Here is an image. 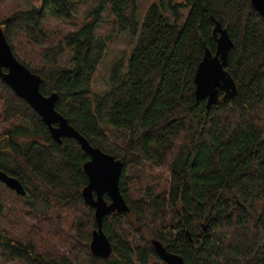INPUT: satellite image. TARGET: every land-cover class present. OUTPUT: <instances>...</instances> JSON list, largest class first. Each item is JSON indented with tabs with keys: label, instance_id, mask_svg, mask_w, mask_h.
<instances>
[{
	"label": "trees",
	"instance_id": "16d2710c",
	"mask_svg": "<svg viewBox=\"0 0 264 264\" xmlns=\"http://www.w3.org/2000/svg\"><path fill=\"white\" fill-rule=\"evenodd\" d=\"M49 2L0 26L15 57L41 77L42 94L58 95L57 112L123 163L120 191L130 211L104 218L113 253L93 256L95 211L82 197L90 157L75 139L59 145L0 78V170L21 182L27 195L18 198L37 217L25 238L0 228L4 264H161L142 230L186 264H264V19L251 0H157L128 65L113 69L101 94L94 90L107 47L100 25L53 33L48 19L70 21L75 9ZM102 2L121 29L137 24L136 0ZM217 21L234 43L227 70L237 95L209 110L196 100L194 80L206 49L215 53ZM6 209L0 197V216ZM45 232L61 245L42 251Z\"/></svg>",
	"mask_w": 264,
	"mask_h": 264
},
{
	"label": "water",
	"instance_id": "95a60500",
	"mask_svg": "<svg viewBox=\"0 0 264 264\" xmlns=\"http://www.w3.org/2000/svg\"><path fill=\"white\" fill-rule=\"evenodd\" d=\"M251 4L264 19V0H251ZM10 20L7 19L6 22ZM213 36L216 42L215 53L209 48L206 49L194 80L196 100L206 101L209 110L220 101L232 100L237 95V85L227 70L229 55L234 48V43L228 31L218 21ZM0 78L19 98L25 100L38 113L49 128L52 138L59 145L63 144L64 138L75 139L90 157L84 165L89 183L82 191L85 203L95 211L97 224L92 234L90 250L95 257L109 259L113 253V247L103 230L104 218L116 212L128 213L130 211L120 191L123 163L99 148L93 147L69 124L64 116L57 112L55 105L58 95L45 96L42 94L41 77L31 72L15 57L2 27H0ZM221 92L224 94L222 98L220 97ZM0 183L18 196L27 195V191L19 180L1 170ZM105 195L109 197L110 202L105 199ZM203 229L206 231L207 226H203ZM152 246L165 264H186L181 256L169 252L160 240L153 239Z\"/></svg>",
	"mask_w": 264,
	"mask_h": 264
},
{
	"label": "rangeland",
	"instance_id": "374dc122",
	"mask_svg": "<svg viewBox=\"0 0 264 264\" xmlns=\"http://www.w3.org/2000/svg\"><path fill=\"white\" fill-rule=\"evenodd\" d=\"M46 0H4L0 3V23L7 19H12V15L22 9L27 8H40ZM50 1L49 7H54L53 0ZM68 4L74 7V17L70 21L59 20L55 18H49L48 28L53 33L59 31V33H68L75 31L82 24L87 22H93L97 20L100 27L96 30L97 35L101 36L106 41V53L99 71L97 74L96 83L94 86L95 93H103L109 84L110 76L113 69L119 67L123 63V70L128 65V60L136 47L140 34L141 26L144 20V16L150 6L157 0H136V25L128 29H121V24L118 22V18L113 15L111 10V4H104L102 0H67ZM176 2H182L184 0H175ZM134 8H129L126 13L130 15ZM189 8L182 10L183 19L182 24L188 15ZM1 27V26H0ZM12 48V47H11ZM29 51V50H28ZM30 52V51H29ZM30 58H37L33 52H30ZM70 52L65 54L62 62H70ZM0 197L4 200L7 207L3 216H0V228L6 229V231L17 239L25 238L29 233L30 227L36 225V215L28 214L25 210L23 202L19 200V196L8 189L4 184L0 183ZM25 210L26 214L21 211ZM68 226H65V229ZM149 240H153L155 237L148 231H141ZM42 242H40V249L48 250L53 246L61 245L60 237L55 233H42ZM49 235H52L51 237ZM64 248V247H63ZM0 264H4L3 258L0 256ZM153 264H156L153 261ZM160 264V263H159ZM161 264H164L163 262Z\"/></svg>",
	"mask_w": 264,
	"mask_h": 264
},
{
	"label": "flooded vegetation",
	"instance_id": "af4514ba",
	"mask_svg": "<svg viewBox=\"0 0 264 264\" xmlns=\"http://www.w3.org/2000/svg\"><path fill=\"white\" fill-rule=\"evenodd\" d=\"M163 262V261H162ZM164 263V262H163ZM165 264V263H164Z\"/></svg>",
	"mask_w": 264,
	"mask_h": 264
}]
</instances>
